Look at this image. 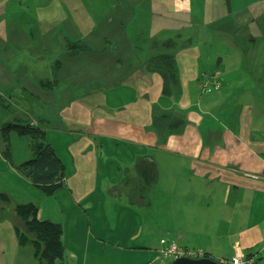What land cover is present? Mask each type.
Returning <instances> with one entry per match:
<instances>
[{
    "label": "crops",
    "instance_id": "1",
    "mask_svg": "<svg viewBox=\"0 0 264 264\" xmlns=\"http://www.w3.org/2000/svg\"><path fill=\"white\" fill-rule=\"evenodd\" d=\"M0 27L14 29L0 38L1 52L44 40L40 49L55 54L42 65L40 96L30 99L40 111L26 114L59 141L48 140L65 166L53 196L69 202L58 221L65 264H149L169 236L220 263L236 244L264 264V0H0ZM177 36L169 96L143 60L149 41ZM79 41L92 52L68 58L67 42ZM213 84L217 91L201 90ZM138 158L157 175L147 209L105 194ZM211 205L221 207L226 233L202 227ZM120 215L136 221L132 233L107 227ZM153 218L166 224L150 236L141 221ZM92 219L102 222L98 232ZM177 219L186 229H176ZM105 245L116 251L103 253Z\"/></svg>",
    "mask_w": 264,
    "mask_h": 264
},
{
    "label": "trees",
    "instance_id": "2",
    "mask_svg": "<svg viewBox=\"0 0 264 264\" xmlns=\"http://www.w3.org/2000/svg\"><path fill=\"white\" fill-rule=\"evenodd\" d=\"M178 39V36L173 39L157 42H151L148 38L145 39L146 42L149 41L145 45V51H150L152 54L143 60V64L148 73L155 72L161 77L163 82L162 92L169 96L173 95L177 89V74L173 50L178 45ZM185 42L188 43L187 40ZM66 46L68 58L92 52L89 46L80 41L67 42ZM39 86L44 88L45 83L41 81ZM29 96L30 99L33 98L31 95ZM22 112L18 114L22 117L23 121L28 120V123L25 125H22L21 122L18 124L7 123L0 128V137L4 144H7L11 131L15 132L16 136L25 137L28 142L27 147L31 158L18 166H13L8 145L2 152L3 157L13 167V170L34 187L37 192H40L45 197H53L64 186L66 178L65 166L57 156V148L48 142L50 134H47L42 127L37 126L35 120H30V117ZM167 119L165 117L164 121H167ZM153 121L156 122V119ZM155 127L158 130L159 125L157 122L155 123ZM163 130L165 132V129ZM51 139H54V137ZM127 172H130L131 176H127ZM123 175L121 182L117 186L107 188L105 194L109 197H114L120 204L132 207L133 209H147L150 206V192L156 184L157 179L155 167L149 161L138 158L131 164L130 168H127L126 171L123 170ZM0 200L4 201V203L8 202L5 194H0ZM38 211L39 207L32 203L14 206L13 213L21 225V227L16 226L14 228L17 245L21 247L29 246L31 248L32 259L37 264H65L64 248L61 240L62 227L60 224L39 219ZM172 238L173 236H169L167 239L162 238L159 240V250L156 254L158 260L154 264H164L168 260L179 257V255H166L164 258H160V253L167 249L170 242H174L181 251L191 253L193 256H190V258L214 260L207 253H200L196 250L177 245V242L173 241ZM182 256L185 255L183 254ZM216 262L220 264V262Z\"/></svg>",
    "mask_w": 264,
    "mask_h": 264
},
{
    "label": "rangeland",
    "instance_id": "3",
    "mask_svg": "<svg viewBox=\"0 0 264 264\" xmlns=\"http://www.w3.org/2000/svg\"><path fill=\"white\" fill-rule=\"evenodd\" d=\"M25 14L28 15L31 13L25 12ZM36 14L37 16H46L47 13L46 11L41 10ZM8 15L10 14L8 13ZM6 21L17 22V20H14L13 18H8ZM4 24L5 22L2 23V26ZM13 30L14 29L8 28L6 31L0 27V38L5 39L7 33ZM24 30L37 32L33 27L25 28ZM68 35L74 36L75 38L73 32L68 33ZM35 36L36 33H34V39ZM38 41L41 42V39L38 38ZM23 43L24 42L18 43L17 46L20 48L17 50L7 49L4 52L0 51V128L7 123L18 124L21 122L22 125L27 124L28 120L23 121L22 117L18 114L21 111L26 114L30 109V114L37 117L40 107L36 101H30L29 95H34L36 99L40 96L39 94L42 92V87L39 86L40 84H38L37 81L47 78V76L43 75V72L46 70L43 69L42 65L44 64V60H49L50 58L54 59L55 57L54 52L49 55L48 53L45 54L43 50L40 49L44 48V40L39 46L36 43L30 46ZM39 56H45V58L37 60ZM34 81L36 82V85H34ZM31 83H33L35 88L29 85ZM41 98L44 102L47 100L46 96ZM49 138L51 139L53 136L49 135ZM56 142L57 143H55V139H53V144H59V141ZM27 143L25 137L16 136L13 131L9 133L7 144H4L0 137V194H5L8 198L7 203L0 200V264H37L32 259L31 248L29 246L21 247L17 245L14 228L16 226L21 227V225L13 213L15 205L32 203L39 207V219L48 220L53 223L59 221V218L61 217L60 209L63 210L66 205H69V202H65L63 197H45L40 192H37L35 188L19 176L16 171L13 170V167L4 159L2 152L8 145L13 166H18L30 160L31 156L28 151ZM56 148L57 154L61 155L60 149H58V147ZM158 203L154 204V206ZM214 203L216 204L217 201H214ZM220 210L221 207L218 209L216 205H211V208L207 211L202 227L205 226L209 232L211 229H217L223 230L226 233L229 225L227 224V219L222 215H219ZM83 221L84 220L80 221V225L82 226ZM186 222L187 220L177 219L178 225L176 229H186ZM141 223L143 227L148 229V234L151 236L155 234L159 226L166 224V221H157L153 218L150 220H142ZM56 224H60L62 227L60 222ZM91 224L94 232H98V229L102 228V222L100 220L97 223L92 219ZM106 224L109 229H116L115 231L120 229L122 231L125 228V232L129 230L132 233V227L136 224V221H131L120 215L119 220H109ZM191 233L192 235H195L196 231H191ZM145 237H148V235L145 234ZM62 244L64 251H66L63 241ZM127 244L128 241L125 240L117 246L118 248H123L124 246H127ZM65 245L67 246V243ZM113 246L114 245H105L103 253H114L116 248ZM91 248L92 247L89 246V249ZM250 257L255 259L252 255H250ZM171 261L172 260H168L164 264H170ZM99 264H104V261L101 260Z\"/></svg>",
    "mask_w": 264,
    "mask_h": 264
},
{
    "label": "built area",
    "instance_id": "4",
    "mask_svg": "<svg viewBox=\"0 0 264 264\" xmlns=\"http://www.w3.org/2000/svg\"><path fill=\"white\" fill-rule=\"evenodd\" d=\"M201 90L203 92L209 93L211 91H217L219 89L218 84H213L211 87H206L205 85H201ZM229 249L232 252L231 258L228 261L221 262L222 264H254V260L252 257L244 256L240 247L236 244H229ZM185 256H182V255ZM166 255H179V257H190L193 256L189 252H183L180 248H178L174 242H170L167 249L160 253V258H164ZM158 260V257L150 264H154V262Z\"/></svg>",
    "mask_w": 264,
    "mask_h": 264
},
{
    "label": "water",
    "instance_id": "5",
    "mask_svg": "<svg viewBox=\"0 0 264 264\" xmlns=\"http://www.w3.org/2000/svg\"><path fill=\"white\" fill-rule=\"evenodd\" d=\"M170 264H219L215 260L205 258L177 257Z\"/></svg>",
    "mask_w": 264,
    "mask_h": 264
},
{
    "label": "clouds",
    "instance_id": "6",
    "mask_svg": "<svg viewBox=\"0 0 264 264\" xmlns=\"http://www.w3.org/2000/svg\"><path fill=\"white\" fill-rule=\"evenodd\" d=\"M220 264H222V263H220Z\"/></svg>",
    "mask_w": 264,
    "mask_h": 264
}]
</instances>
